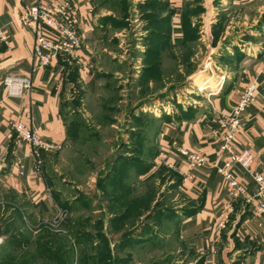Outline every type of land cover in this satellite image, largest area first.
<instances>
[{
  "label": "crops",
  "instance_id": "crops-1",
  "mask_svg": "<svg viewBox=\"0 0 264 264\" xmlns=\"http://www.w3.org/2000/svg\"><path fill=\"white\" fill-rule=\"evenodd\" d=\"M63 1L68 2L76 14L77 30L82 40L77 56L73 58L59 56L50 65L36 68L35 35L20 18L31 5L41 3L55 6ZM138 1H146L142 9H147L148 14H156L155 24L158 33L152 35L151 32L155 31V28L151 27L154 25L149 26V22L146 23L141 38L143 45L139 50L143 66L145 61L150 60L153 52L157 53L152 58L161 63L168 57L182 56L180 44L186 38V19L192 26L197 25L196 20L202 22L200 29L206 30V17L213 16L219 5H227V8H250L259 0ZM189 1L192 3V9L197 10L193 15L189 13ZM98 2V0H0V30L5 31L8 39L7 42L0 40V190H4L6 194L0 195V202L10 197L19 202L23 200L27 207L21 212L28 220L29 214H33L34 220L38 215L43 217L54 215L58 210L59 201L49 188L47 168L52 163L50 155L44 150L36 154L30 143L18 139L13 125L22 122L33 128L45 139L58 145L59 148L56 150L68 146L69 119L66 104L74 103L75 95L80 91L88 97L96 95L99 85L97 73L101 72V68L95 65L99 60L98 56L103 55L100 50H103L105 56L112 53L106 46L110 40L103 41L100 38L101 33L109 34L111 31L102 23L101 18L107 13L97 11ZM260 7L264 10V5ZM257 23L255 21L253 25ZM42 27L46 32L56 36V33L45 25ZM254 29L256 30L253 36L256 41L243 39L244 43L238 45L240 50L225 48L227 49L225 55L238 56L236 67L221 70L226 73L225 81L222 83L220 81L214 91L207 93L211 95H206L202 102L186 106L179 111L175 109L160 125L158 165L173 170L179 179L174 195L170 196L174 204L173 213L162 215L165 218L163 222L171 228L167 235L161 232L156 234L162 238L168 237L171 233L175 234V239L180 242V247L174 246L175 252L184 258L188 257L187 264H264V215L255 210L254 204L247 200V195L233 197L226 179L216 168L218 163H223L226 156L220 150L223 133L220 120L236 105L242 89L255 83V99L242 115L244 125L235 141L237 150L250 149L254 159L249 171L240 166L235 167V170L239 180L245 183L249 195L257 190L254 174L264 175V19H260L259 26L257 28L255 26ZM102 42L106 48H102ZM11 73L31 77L32 90L21 96H9L4 78ZM86 142L95 143L94 139ZM178 146L197 151L206 157L207 163L201 167L191 168L186 158L178 153ZM163 158L167 159L169 164L164 163ZM147 174L138 176L141 178ZM145 192L139 193L138 196ZM76 211L79 210H75L72 217L78 214ZM110 217L112 218V213ZM105 222L106 220H103V223ZM223 222L225 224L222 226ZM103 223L99 231L88 233L92 234L89 239H86L88 234L81 235L84 241L82 240L79 245L80 255L82 257L85 253L86 257L90 254V257L100 264L101 261H104V264L107 261L122 264L123 258L117 257L115 252L122 254L129 246H134L135 244L131 245L129 242L137 234L128 237V232L134 233L133 228L120 231L121 228L113 224H110L109 230L106 231ZM90 226L92 228V225ZM115 230L121 232V236L114 241L115 238L112 239L107 234L109 232L113 234ZM142 233L150 236L151 228ZM3 237L6 238L0 236V252L4 247L12 245L11 241L5 243ZM104 249L109 251L111 257L100 253ZM165 257L164 255L159 260L156 259L158 260L156 264H168ZM177 260L179 259L173 258L170 262ZM141 263L142 260L133 263L132 259L123 262Z\"/></svg>",
  "mask_w": 264,
  "mask_h": 264
},
{
  "label": "rangeland",
  "instance_id": "rangeland-1",
  "mask_svg": "<svg viewBox=\"0 0 264 264\" xmlns=\"http://www.w3.org/2000/svg\"><path fill=\"white\" fill-rule=\"evenodd\" d=\"M98 1L97 11L107 13L101 18L103 25L111 33H116L103 32L100 35L103 41L110 40L106 46L112 53L105 56L103 50H100L103 55L98 56L95 65L101 68V72L97 73L99 85L96 95L88 97L80 91L76 93L74 103L66 104L69 119L68 146L62 150L46 151L52 162L47 168L49 188L55 198L57 196L58 210L54 215H38V222L29 223L21 212L27 207L23 200L19 202L10 197L1 201L0 236H5V243L11 241L12 245L1 250L0 264H13L14 258L18 257L25 260L31 258V264H100L90 254L85 257L84 253L81 257V235L99 231L103 220H106L103 224L108 231L110 224H113L110 215L113 213V217L117 208V213L121 212L125 219L124 197L121 201L114 200L112 208L113 199L104 189L111 192V195L124 196L126 179L128 183L130 181L129 188L135 189L137 195L152 190L149 206H154L156 199L163 201L165 198L162 203L165 207L161 209H174L170 196L177 189L179 177H176L173 170L157 162L161 122L175 109L179 111L202 102L220 81H225L226 73L221 70L238 65V56L225 55V48L240 50L238 45L244 43L243 39L256 41L253 36L256 30L254 27L257 28L259 20L264 19V10L260 7L264 5V0H259L250 8L219 5L213 16L206 17V30L200 29L202 22L198 20L196 26L187 24L188 37L185 43L180 44V58L168 57L162 63L150 58L145 61L146 66H142L139 50L143 45L141 38L149 19L147 9H142L146 1ZM188 3L189 13L193 15L197 10L192 9L190 1ZM255 21L258 23L253 25ZM101 44L102 48H106L103 42ZM149 62L156 64L154 75L145 72ZM203 86L205 89L199 90ZM89 139H94L95 143L86 142ZM124 142L126 148L123 153L131 156L132 163L112 165L111 161ZM141 168L150 171L140 178L138 175ZM111 172L116 179H120L116 182L119 183L118 188L117 184L107 179L104 181ZM100 181L104 184L101 185ZM134 193L131 192V195ZM4 194L5 191L0 190V195ZM149 206L138 214L148 213L152 210V207L148 209ZM75 210H79L76 211L78 214L72 217ZM157 213L155 219L145 222L151 228L150 236L142 233L148 229L141 226L144 220L142 217L124 220L120 231L133 228L138 235L129 242L135 245L129 246L125 253L115 252L117 257L123 258L122 264L126 259H132L133 263L142 260L141 264H156L164 255L167 262L170 261L168 258L171 261L178 258V262L188 263V257L184 258L175 252L174 246L180 247L175 234L171 233L166 238L156 234L161 232L167 235L171 228L163 222L165 218ZM107 235L115 238V241L120 238L121 232L115 230L113 234L109 232ZM89 237L92 234H88L86 239ZM27 246H31L32 251L27 250L29 247L25 249ZM35 248L43 250L44 257L33 263L37 253ZM104 263L101 261V264Z\"/></svg>",
  "mask_w": 264,
  "mask_h": 264
},
{
  "label": "built area",
  "instance_id": "built-area-1",
  "mask_svg": "<svg viewBox=\"0 0 264 264\" xmlns=\"http://www.w3.org/2000/svg\"><path fill=\"white\" fill-rule=\"evenodd\" d=\"M21 22L29 26L35 35L34 56L36 68L48 66L52 61L61 56L73 58L77 56L81 46V36L77 30L76 14L71 5L63 1L58 5H44L37 3L28 7L20 18ZM45 25L49 30L56 33L53 36L42 27ZM0 40L7 42L5 31L0 30ZM4 85L9 96H21L32 90L33 79L27 75L11 73L5 76ZM256 84L252 83L244 87L240 92L239 99L227 114L220 120L223 130L220 150L225 154L223 163L216 165L217 171L226 179L230 193L233 197L246 196L247 200L254 204L255 210L264 215V175L255 173L254 179L257 190L254 194H248L244 182L240 181L235 167L240 166L249 171L254 155L250 149L237 150L235 141L237 134L244 125L243 113L255 99ZM18 139L28 142L34 147V152L40 150L53 151L58 145L45 139L40 133L22 122L13 125ZM177 151L186 158L191 168L201 167L207 163V159L195 150L184 146H178ZM169 164L167 159L162 160ZM225 222L221 223L223 226Z\"/></svg>",
  "mask_w": 264,
  "mask_h": 264
},
{
  "label": "trees",
  "instance_id": "trees-1",
  "mask_svg": "<svg viewBox=\"0 0 264 264\" xmlns=\"http://www.w3.org/2000/svg\"><path fill=\"white\" fill-rule=\"evenodd\" d=\"M143 5H146V4H143ZM147 14H148V12H147ZM153 14L154 13H150L149 14V19H147L148 20L147 22H149V26L154 25L151 28H155V31H152L151 34L152 35H154V34L157 35L158 34L157 31H156L157 26L155 24L156 14L155 15H153ZM186 21H187V23L185 24V33H186L185 35H186V38L183 39L182 43H185L187 41V37H188L187 36L188 31H186L187 24H188V19H186ZM156 53L157 52H153V55L151 56V58ZM155 62H157L156 58H155ZM148 64L149 65L146 67V71L145 72L147 74H150V75L153 74L154 75L155 70H156L154 67H156V64L155 63L151 64L150 62ZM152 71H154V72L152 73ZM159 73H161V70L159 71ZM160 76H157V77H160ZM159 132H160V129H159ZM125 148H126V143L124 142L123 147L121 148V150L119 149V151L116 153L115 159L113 161H111V164L112 165L118 166L119 164H122L123 162H125V164H128V163L131 164L132 163V162H130L131 161L130 160L131 159V156H128L125 153H123V149H125ZM149 171H150L149 169L141 168L139 174H144V173L147 174ZM130 177H131V175H130ZM106 179L109 180L111 183L117 184V188H118L119 183H116V182L120 181V179H118V178L116 179V177L113 175L112 172L109 173V175L104 179V181ZM100 182H101V185L104 184V183H102V181H100ZM128 184H130V181L128 183V181L126 179V185H125V187H126V193H125L124 196L111 195V192H109L106 189H104L105 193L107 195L109 194V196L111 197V199H113L112 200L113 202L111 204L112 208L114 207V200L121 201L123 199V197H124V200H125V207H124L125 208L124 209V212L126 213L125 214V219L122 218L121 212H118L117 213V211H118V208H117L115 210V215L111 218V221H112L113 225H116L117 227L120 228L123 225L124 220H128V221L130 219L133 220L135 217L139 216V217H142V219H144V220H142L143 223H142L141 226L142 227H148V223H145V222L148 221L149 219H153L155 217V215H156V211L158 212L157 215H164L165 213L166 214L167 213H169V214H172L173 213V209L172 208H167L166 210L163 211L161 209V207H165L162 204L163 201H158L157 199H156V202H155V205L154 206L153 205L152 206L151 205L149 206V204H151V202H152V200L150 201V196H151V191L152 190L149 189L143 195L138 196V195H136L134 193V190L135 189H133V188L130 189L129 186H128ZM130 187H131V185H130ZM131 192H132V194L134 193L133 196L131 195ZM147 206H149L148 209H150L152 207V210H150L145 215H142L143 213L138 214V213H140L142 211L143 208H147ZM0 209H1V206H0ZM28 217H29V220L31 221V223L32 222H35V223L38 222L37 219L34 220L32 218L33 217V214H29ZM148 228H150V227H148ZM132 230H134V229H132ZM133 232L134 233L128 232L127 233L128 237H131L132 234H135V235L137 234L138 235V233H135V230ZM28 247H29V249H27ZM25 249H27V250L30 251L32 248H31V246H27ZM35 250H36L37 253H36V256L33 258V263L34 262L36 263L40 258H43L44 257L43 250H41V249L37 250L36 248H35ZM104 250H105V252H103L102 255L103 256L107 255L108 257H111L109 251L107 252L106 249H104ZM101 260H104V258H101ZM169 260H171V259H169ZM31 261H32L31 258L29 260H25V259H20L18 257V258H14V263L13 264H31ZM106 264H113V262L110 263L109 261H107ZM168 264H176V263H171L169 261Z\"/></svg>",
  "mask_w": 264,
  "mask_h": 264
},
{
  "label": "bare ground",
  "instance_id": "bare-ground-1",
  "mask_svg": "<svg viewBox=\"0 0 264 264\" xmlns=\"http://www.w3.org/2000/svg\"><path fill=\"white\" fill-rule=\"evenodd\" d=\"M209 84H210V83H209ZM203 89H205L204 86L201 87V88H199V90H201V91H202ZM208 89H209V88H208ZM216 92H217V91H216ZM218 92H219V91H218Z\"/></svg>",
  "mask_w": 264,
  "mask_h": 264
}]
</instances>
